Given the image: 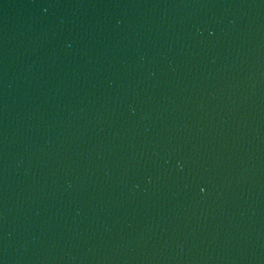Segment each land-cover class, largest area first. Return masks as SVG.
I'll list each match as a JSON object with an SVG mask.
<instances>
[{
    "label": "water",
    "instance_id": "95a60500",
    "mask_svg": "<svg viewBox=\"0 0 264 264\" xmlns=\"http://www.w3.org/2000/svg\"><path fill=\"white\" fill-rule=\"evenodd\" d=\"M0 264H264V0H0Z\"/></svg>",
    "mask_w": 264,
    "mask_h": 264
}]
</instances>
